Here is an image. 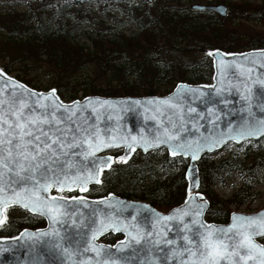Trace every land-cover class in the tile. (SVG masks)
<instances>
[{"label":"trees","instance_id":"16d2710c","mask_svg":"<svg viewBox=\"0 0 264 264\" xmlns=\"http://www.w3.org/2000/svg\"><path fill=\"white\" fill-rule=\"evenodd\" d=\"M219 1L224 0H0V51L10 59L1 68L9 74V65L15 62L23 68L46 63L54 71L48 87L35 84L27 74L12 76L36 89L54 88L65 101L78 98L79 91L81 98L94 94L163 95L178 82L209 84L213 75L211 50L264 48V2L238 0L230 3L224 16L191 8L192 3ZM9 4L24 8L19 11L8 8ZM89 4L99 7V12L86 6ZM108 9H116L120 17ZM124 17L134 24L135 31L125 32ZM90 64L100 74H88ZM100 77L103 86L99 85ZM208 154L197 161L198 191L210 202L204 218L223 223L229 211L213 206L220 200L211 201L209 187L214 179L222 178V172L243 170L234 152L217 165L208 162ZM113 155L114 161L102 171L100 183L91 184L85 192L88 197L114 193L148 201L163 211L185 198L187 158L169 155L164 148L145 153L137 149L126 160L117 159L122 156L121 149ZM252 155L254 171L260 172L264 151L254 147ZM4 216L0 236L45 225L42 216L18 206H9ZM120 237L107 233L99 241L113 244ZM260 241L264 244V236Z\"/></svg>","mask_w":264,"mask_h":264},{"label":"snow or ice","instance_id":"6c2138e0","mask_svg":"<svg viewBox=\"0 0 264 264\" xmlns=\"http://www.w3.org/2000/svg\"><path fill=\"white\" fill-rule=\"evenodd\" d=\"M9 81H5V84ZM258 83L264 85V80ZM177 87L181 88L180 85ZM20 89L23 91L18 95ZM186 91L196 93L199 89L187 88ZM219 91L217 89V95ZM54 92L55 90H51L47 95L37 94L14 81L11 90L0 88V224L6 219L4 216L6 209L11 205H19L32 213L47 217L51 224L57 225L48 232L37 230V233L30 235L49 237L54 241L52 247L62 249V254L66 256H72L76 250L83 248L82 256L91 252L99 257L104 250L109 259L104 260L103 264H128L127 260L112 259L111 256L115 253H110L103 245L95 243L97 236L109 230L123 231L125 234L124 240L113 246L117 252H123L133 245H144L149 257H153L155 249L162 252L168 260H172L173 264H249L250 261L256 260V254L259 253L260 259L257 264H264V247L252 240L255 235L264 236V212L250 217L233 214L234 223L227 229L203 225L199 217L206 201L203 199L200 202L196 201V198L201 196L199 192L189 191L184 207L172 209L167 215L149 210L151 229L142 223L147 205H136L131 211L130 218L120 219V209L131 206L123 205L119 201L116 202L119 207L116 208L115 217L112 215L113 206L109 205L107 213L94 211L88 218L81 215L70 221L71 230L64 228L63 226L69 223L66 219L68 214L63 210L66 207L64 198L55 195L45 196L42 193H48L52 188L57 192H62L65 188L71 190V186L86 185L90 180L100 183L97 169L108 167L112 158L95 157L93 153L100 151L101 148L118 145L114 137H108L109 142H105L98 130L91 131V126L85 129L77 127L69 138L68 130L63 127L66 118L58 112L61 108L67 112L69 106L57 103L58 98L54 96ZM200 95L202 97L203 93ZM241 95L243 96V93ZM23 96L29 97V100H24ZM33 96L36 100L30 102ZM49 97L51 103H40L41 100L47 101ZM85 100L87 101V98ZM133 103L140 104V101ZM161 103H168V100ZM201 103L208 104V114L214 115L211 101L201 99ZM76 107L78 103L73 102L71 108ZM195 111V108L189 109V112ZM175 127L176 125H173L172 129ZM193 127H196L195 123ZM231 127L229 125L230 129ZM180 128L183 129V124ZM262 133L264 117L259 120L253 119L251 123L246 120L244 125L234 130L233 138L245 139ZM177 140L179 142H176ZM120 142L125 147L140 143L145 150L166 144L172 155L191 154L192 160H195L197 153L202 149L211 150L223 143V140L203 137L194 142L185 140L178 132L173 134L171 130L165 128L163 133L158 131L152 140L143 137L138 140L136 136H132L131 143L126 139ZM117 159L126 160L127 156ZM70 172L75 174L69 175ZM80 190L87 189L81 187ZM72 199L84 203L83 198ZM100 203L108 204V201L104 199ZM72 215L76 217L75 213ZM185 217H191L189 222H185ZM171 231L177 232V239L166 238ZM79 264H92V257L81 259ZM145 264L162 262L153 257L145 261Z\"/></svg>","mask_w":264,"mask_h":264},{"label":"water","instance_id":"95a60500","mask_svg":"<svg viewBox=\"0 0 264 264\" xmlns=\"http://www.w3.org/2000/svg\"><path fill=\"white\" fill-rule=\"evenodd\" d=\"M146 1L151 2L152 0ZM191 8L196 10H211L220 16H224L227 10V6L224 3H193L191 4ZM209 57L213 65L211 83L193 84L178 82L170 92L163 95L103 96L94 94L87 95L81 99L63 101L54 88L38 90L11 76L1 68L0 88L11 90L12 82L14 81L37 94L47 95L51 90H55L54 96L58 98L57 103L69 106L67 112H65L63 108L58 109V112L66 118L63 127L68 130L69 138H71L77 127L85 129L90 126L91 131H99V135L104 138L105 142H109L108 137H114L118 146L101 148L100 151L93 153L95 157L112 158L108 167H104L102 170L99 168L97 169L99 171V180L102 171L109 168L114 160V156L111 154L113 150L122 149V156L126 155L129 157L132 152L137 149L145 153L147 151L164 148L169 155H172L166 144L157 145L145 150L140 143H134L130 147H125V145L120 142L126 139L131 143L132 136H136L138 140L141 137L152 140L156 137L158 131L163 133L164 129L167 128L171 130L173 134L178 132L180 137L194 142L203 137H213L223 140V143L218 147H213L211 150L202 149L197 153V158L195 160H192L191 154L184 156L183 154L177 153V155L188 159L184 172L187 181V194L185 198L189 191L192 193L199 192L201 196L197 197L196 201L200 202L201 199L206 201L199 217L200 223L203 225H213L216 228L227 229L229 225L234 223L233 214L248 217L256 216L264 212V208L252 212L232 211L229 214L228 221L223 223L206 221L204 214L209 206V202L203 197V194L198 191L200 180L197 161L202 154L220 149L229 142L241 143L245 140H258L264 136V133H262L261 135L246 137L245 139L233 138L234 130L244 125L246 120L251 123L253 119L259 120L264 117V85L258 83V81L264 80V48L249 49L240 52H225L221 49H213L209 52ZM9 78H11L10 81ZM5 81L9 82L5 84ZM178 85H180L181 88L178 89ZM187 88L199 89V92L193 93L186 91ZM217 89L220 90L219 95H217ZM22 91V89L18 90V95H20ZM201 93H203L202 97L200 95ZM241 93H243V96ZM249 96L250 98H247ZM22 98L24 100H29L27 96H23ZM85 98H87V101ZM201 99L212 102L214 106V115L208 114V104L201 103ZM35 100L36 97L33 96L30 102H35ZM164 100H168V103H161V101ZM134 101H140V104H134ZM73 102L78 103V107L75 109L71 108ZM40 103H51V97H49L47 101L41 100ZM190 108H195V113L189 112ZM209 121H211V123H209ZM193 123L196 124L195 128L193 127ZM181 124H183V129L180 128ZM173 125H176L174 130L172 129ZM229 125L232 126L231 129ZM225 137L227 138L225 139ZM176 142H179V140ZM74 159H79V157H74ZM90 162L91 161L88 163L90 164ZM74 174L73 172L69 173V175ZM91 184L97 183L95 180H90L86 185H73L71 186V190L65 188L63 191L80 190L81 187H86L88 190ZM52 191H56V189H49L48 193H42V195H55L64 198L66 207H64L63 210L68 214L66 219L69 223H66L63 227L69 230H71L70 221L72 219L81 215L85 218L91 217L94 211L107 213L109 205L113 206L112 215L114 217L117 216L116 208L119 207L116 205L117 201L121 202L123 205L131 206L120 209V219L130 218L131 211L136 205H147L148 208L144 210L142 223L143 226L149 229H151V224L149 223L151 211L149 210L167 215L172 209H181L185 205L184 198L181 203L171 207L167 211H161L148 201L126 198L114 193H108L100 197H88L84 195L75 196L83 198L84 203H80L79 201L73 200V196H61L52 193ZM104 199L108 201V204L100 203V201ZM85 204L87 206H85ZM11 206L20 207L19 205ZM188 207L191 208V205ZM22 209L28 211L25 208ZM73 213L76 214V217H73ZM34 214L40 215L39 213ZM40 216L45 220L44 226L39 228H23L14 236H0V264H79L81 259L86 260L88 256L92 257V264H103L104 260L109 259V255L105 254L104 250L101 251L99 257L91 252L82 256L81 253L83 252V248L76 250L72 256H66L62 254V249L57 250L52 247L54 241L49 237L30 235L37 233V230L48 232L50 229L57 227V225L51 224L47 217L43 215ZM190 219L191 217H185V222H189ZM107 233L120 234L121 238L116 240L113 244L99 241V238ZM261 237L263 236L255 235L252 237V240L257 245L264 247V244L260 241ZM124 238L125 234L123 231L113 232L109 230L97 236L95 243L103 245L104 249L108 252L115 253V255L111 256L112 259L127 260L128 264H145V261L153 257L162 262V264H173L172 260H168L162 255V252L155 251V249H153V257H149L144 250V245H133L130 248L124 249L123 252H117L113 246L116 245L118 241L124 240ZM166 238L177 239V232H169ZM178 243H182V241H178ZM65 246L67 247L68 245L65 244ZM73 249H75V245H73ZM259 259V253H257L256 260L250 261L249 264H257Z\"/></svg>","mask_w":264,"mask_h":264},{"label":"rangeland","instance_id":"374dc122","mask_svg":"<svg viewBox=\"0 0 264 264\" xmlns=\"http://www.w3.org/2000/svg\"><path fill=\"white\" fill-rule=\"evenodd\" d=\"M138 0H132L133 3L137 2ZM238 0H224L223 2H215V3H224L227 6L230 3H236ZM248 2L253 3H262L264 0H246ZM88 7L93 8L95 11L100 10L94 4L86 5ZM8 8H14L16 10H23L24 6L20 4H9ZM109 12H115L116 17H120L119 12L116 9H108ZM99 12V11H97ZM125 23L123 26L125 27V32L130 33L131 31H135L136 27L132 22L129 21L126 17H124ZM258 21H252V24H257ZM88 26V25H86ZM258 28V26H256ZM8 54L4 51H0V68L1 66L5 65L7 61H9ZM10 67V75L15 74H27V77L33 78V82L35 84L48 87L51 83L50 76L54 74V71L49 68L46 63H40L39 68L33 66H27L26 68L22 67L20 62H15L9 65ZM26 72V73H25ZM88 74H100L93 65H89L87 69ZM99 85L103 86L104 82L102 77L98 78ZM49 89V88H48ZM39 90H46V89H39ZM102 95V94H98ZM82 96V92H78V98L80 99ZM104 96V95H103ZM65 101V100H63ZM70 101V100H69ZM250 141V142H249ZM252 141H255L252 142ZM248 142V143H247ZM257 147L259 150L264 151V136L258 140H245L241 143H234L229 142L225 144L220 149H217L213 152H209L207 156L208 162H212L215 165L219 163L221 158L228 157L229 154L234 152L241 163L242 172L237 170H230L228 173L222 172V178H216L210 185L211 190V201L216 200L219 198L220 201L213 202V206L215 208H221L224 210H228L229 214L232 211H241V212H252L256 211L260 208H264V169L260 172L254 171V164H253V148ZM251 168V169H250ZM250 170V171H249ZM71 195H68L69 191H62V192H53L57 195L62 196H81L85 195V192L80 190L72 191ZM209 202V198L204 196ZM210 205V202H209ZM157 209L163 211L162 209L156 207ZM167 211V210H166ZM228 221V220H227ZM226 221V222H227Z\"/></svg>","mask_w":264,"mask_h":264},{"label":"bare ground","instance_id":"6f19581e","mask_svg":"<svg viewBox=\"0 0 264 264\" xmlns=\"http://www.w3.org/2000/svg\"><path fill=\"white\" fill-rule=\"evenodd\" d=\"M197 3V2H196ZM193 4V3H192ZM214 12V11H213ZM226 12H227V10H226ZM216 13V12H215ZM225 52H227V51H225ZM234 52H240V51H234Z\"/></svg>","mask_w":264,"mask_h":264},{"label":"flooded vegetation","instance_id":"af4514ba","mask_svg":"<svg viewBox=\"0 0 264 264\" xmlns=\"http://www.w3.org/2000/svg\"><path fill=\"white\" fill-rule=\"evenodd\" d=\"M210 4H213V3H210Z\"/></svg>","mask_w":264,"mask_h":264}]
</instances>
